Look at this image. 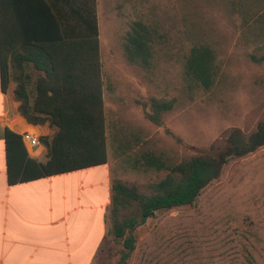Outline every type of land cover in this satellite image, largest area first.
I'll return each mask as SVG.
<instances>
[{
	"label": "rangeland",
	"instance_id": "374dc122",
	"mask_svg": "<svg viewBox=\"0 0 264 264\" xmlns=\"http://www.w3.org/2000/svg\"><path fill=\"white\" fill-rule=\"evenodd\" d=\"M97 1L112 179L146 192L147 184L165 172L136 170L128 160L143 152L175 162L212 153L209 146L226 130L249 134L262 120L264 61L254 62L249 55H264V22L259 37L245 36L238 17L217 2L195 1V9L186 12L182 0ZM189 12L198 14L189 17ZM184 18L201 26L195 38H210L218 50L219 81L209 92H191L184 81L182 60L190 39ZM135 20L154 31L147 68L128 63L123 55L126 33ZM152 99L174 100L173 108L162 115V126L144 115ZM109 211L107 235L93 264H117L122 252L109 233ZM133 235L138 249L132 264L160 254L167 264H264V146L230 158L192 205L158 212Z\"/></svg>",
	"mask_w": 264,
	"mask_h": 264
},
{
	"label": "trees",
	"instance_id": "16d2710c",
	"mask_svg": "<svg viewBox=\"0 0 264 264\" xmlns=\"http://www.w3.org/2000/svg\"><path fill=\"white\" fill-rule=\"evenodd\" d=\"M35 1L38 33L13 38L0 32V85L6 92L13 81L12 96L18 103V114L30 125L48 124L54 133L38 138L47 150L46 159L41 162L29 156L20 134L5 129L9 184L100 166L108 161L96 2ZM182 1L186 12L195 9V1L220 3L238 17L245 36L263 34L260 28L264 22V0ZM1 10L2 0L0 16ZM196 14L189 12V17ZM184 20L190 37L182 60L184 81L191 92H209L219 81L218 50L210 38L200 34V38H195L201 26L191 19ZM154 38V31L146 23L133 21L122 45L126 61L149 67ZM249 58L258 63L264 61V55L250 54ZM150 104V110H144L145 117L162 126V115L173 108L174 100L152 99ZM261 146L264 117L249 134L237 128L226 130L209 146L212 153L185 156L175 162L143 152L128 160L133 169L164 171L165 175L147 184L146 192L121 180H111L109 233L122 247L117 264L126 263L134 250L133 232L137 226L160 211L192 205L202 190L219 177L230 158L252 153ZM122 212L127 215L120 216Z\"/></svg>",
	"mask_w": 264,
	"mask_h": 264
},
{
	"label": "crops",
	"instance_id": "0c3cea01",
	"mask_svg": "<svg viewBox=\"0 0 264 264\" xmlns=\"http://www.w3.org/2000/svg\"><path fill=\"white\" fill-rule=\"evenodd\" d=\"M95 2L98 24V1ZM35 8L34 0H2L0 32L4 37L38 33ZM14 88L13 81L6 92L0 85V264H93L108 231L112 180L109 161L9 184L5 129L20 135L32 132L38 137L54 133L48 124L33 126L18 114V103L12 96ZM24 144L30 157L41 162L46 159L43 145L30 148ZM136 244L137 241L128 264L136 254ZM158 256L144 264H167L162 254Z\"/></svg>",
	"mask_w": 264,
	"mask_h": 264
},
{
	"label": "built area",
	"instance_id": "2783aa9c",
	"mask_svg": "<svg viewBox=\"0 0 264 264\" xmlns=\"http://www.w3.org/2000/svg\"><path fill=\"white\" fill-rule=\"evenodd\" d=\"M21 137L30 148L39 146V137L32 132H24L21 134Z\"/></svg>",
	"mask_w": 264,
	"mask_h": 264
}]
</instances>
